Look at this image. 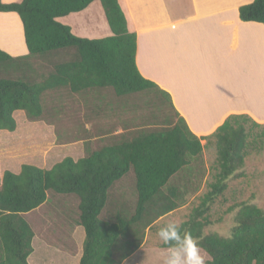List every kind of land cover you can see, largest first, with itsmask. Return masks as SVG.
I'll return each mask as SVG.
<instances>
[{
  "label": "trees",
  "instance_id": "1",
  "mask_svg": "<svg viewBox=\"0 0 264 264\" xmlns=\"http://www.w3.org/2000/svg\"><path fill=\"white\" fill-rule=\"evenodd\" d=\"M94 1L5 4L0 0V12H15L21 18L28 49L21 57L0 49V131L16 130L13 113L17 111L31 121L43 119L41 97L63 88L74 94L111 88L117 97L136 98V103L151 108L155 119L147 122L148 128L143 125L116 136L107 131L94 137L93 128L81 127L86 156L76 161L66 157L48 170L25 164L18 174L5 171L0 181V264H29L35 233L23 214L44 205L49 191L78 199L76 221L85 233L79 264H122L142 247L146 229L186 202L191 184L197 185L205 175L202 156L212 141L217 149L215 181L181 226L199 238L210 258L206 264H264V209L257 205H236L230 237L203 232L211 224L208 213L227 190V181L243 175L238 171L251 151L261 152L264 124L247 115H231L213 134L198 138L175 109L170 94L139 73L137 36L129 31L118 0H98L112 34L109 37L81 38L57 21L84 11ZM239 18L264 26V0L241 6ZM38 61L52 67L39 74L40 80L35 75L41 67L46 70V65ZM84 117L89 120L88 115ZM254 128L261 131L254 135ZM108 138L110 143L102 145ZM94 143L100 148L93 149ZM130 175L135 200L128 203L122 197L127 192L124 180ZM115 188L117 206L111 200ZM162 247L167 249L163 243Z\"/></svg>",
  "mask_w": 264,
  "mask_h": 264
},
{
  "label": "crops",
  "instance_id": "2",
  "mask_svg": "<svg viewBox=\"0 0 264 264\" xmlns=\"http://www.w3.org/2000/svg\"><path fill=\"white\" fill-rule=\"evenodd\" d=\"M21 1L2 0L5 4ZM253 1L118 0L129 31L137 36L139 73L170 94L175 109L198 138L213 134L231 115H247L264 124L262 91L257 90H264V26L239 18V8ZM98 5L93 2L71 15L75 25L68 26L74 35L87 39L112 35ZM57 21L64 24L60 18ZM88 22L95 23L92 30ZM0 49L12 57L28 54L23 23L15 12H0ZM254 90L259 93L255 109L251 107ZM44 241L46 253L50 244L56 247ZM71 257L64 258L65 264H75Z\"/></svg>",
  "mask_w": 264,
  "mask_h": 264
},
{
  "label": "rangeland",
  "instance_id": "3",
  "mask_svg": "<svg viewBox=\"0 0 264 264\" xmlns=\"http://www.w3.org/2000/svg\"><path fill=\"white\" fill-rule=\"evenodd\" d=\"M94 2L99 4L103 10L98 0ZM73 14L60 19L65 25L74 26L75 18L71 16ZM86 16L88 15H84L83 18ZM94 25V22H88V30H92ZM108 30L110 33L109 27ZM38 63L46 65V70L39 68V72L35 75L36 80H40L39 74L52 70L50 65L39 61ZM257 90L260 94L262 91L260 101L264 103V90L260 87ZM251 97V103L255 105L251 107L255 109L259 102V93L257 94L254 90ZM41 100L45 110L43 119L31 121L24 116L23 111H17L13 113L17 122L16 130L14 132L0 131V181L5 171L18 174L25 164L48 170L66 157H71L76 161L86 156V145L82 142L84 137L80 131L81 127L93 128L94 137L105 135L107 131L113 134L111 136H116L135 132L143 125L148 128L150 125H147V122H153L155 119L151 108L146 109L139 105L135 102L136 98L117 97L111 88L79 94H74L66 88L51 90L43 94ZM86 115L89 120L84 117ZM246 127L251 129L252 126L248 123ZM260 131L261 129L254 128L253 134ZM106 143H110V138L104 139L102 145ZM202 144L205 145L206 141L203 140ZM100 146L94 143L92 148H100ZM216 159L217 149L212 141L205 145L202 156L205 175L199 182H196L199 186L192 183V191L186 202L158 219L150 229H146L142 247L132 254L125 264H164L167 249L162 247L163 242L159 239L157 232L169 222L181 225L190 219L194 209L200 204L201 197L208 192L210 185L215 181ZM238 174L243 175L230 178L227 181V190L211 206L208 213L211 224L204 228V234L213 233L221 237H230L238 211L236 205L239 203L249 202L264 209V145L259 154L255 151L250 152ZM124 181L127 184V192L122 198L125 201L129 200L128 203H130L135 200L132 175ZM117 189L112 191L111 196L114 206H117ZM77 205L76 197H61L49 191L45 205L39 207L40 209L23 214L36 235L32 242L34 251L28 257L29 264H34L35 261L37 264H65L64 258H68L69 255H72V262L79 264L85 233L76 221ZM44 238L52 244L56 243V247L49 245L48 253L43 250L48 245L44 244ZM54 248L62 252L55 251ZM201 250L206 264L210 259L209 255L203 249Z\"/></svg>",
  "mask_w": 264,
  "mask_h": 264
},
{
  "label": "clouds",
  "instance_id": "4",
  "mask_svg": "<svg viewBox=\"0 0 264 264\" xmlns=\"http://www.w3.org/2000/svg\"><path fill=\"white\" fill-rule=\"evenodd\" d=\"M157 235L167 246L164 264H205L199 238L180 224L169 222L158 230Z\"/></svg>",
  "mask_w": 264,
  "mask_h": 264
}]
</instances>
